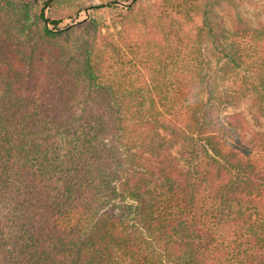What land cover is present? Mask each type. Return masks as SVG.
Masks as SVG:
<instances>
[{"label":"trees","instance_id":"16d2710c","mask_svg":"<svg viewBox=\"0 0 264 264\" xmlns=\"http://www.w3.org/2000/svg\"><path fill=\"white\" fill-rule=\"evenodd\" d=\"M130 1L0 0V264H264V25Z\"/></svg>","mask_w":264,"mask_h":264},{"label":"rangeland","instance_id":"374dc122","mask_svg":"<svg viewBox=\"0 0 264 264\" xmlns=\"http://www.w3.org/2000/svg\"><path fill=\"white\" fill-rule=\"evenodd\" d=\"M66 0H61V2ZM84 4L87 6L89 5H96L99 3L109 4V8L105 7L102 10L103 16L106 20V24L109 25V31L113 32V24L118 23L119 16L126 13V10L129 6H132L133 2L130 0H82ZM158 0H139L137 4L133 5V7H139L144 11L151 8L153 3L157 2ZM242 12V14L249 20L250 24L253 26L264 25V0H234ZM59 8L65 10L67 8L62 6H58ZM91 11V10H89ZM152 15L154 14L151 12ZM88 13L83 12L81 14L80 19H87ZM196 23H200V17L196 15L195 17ZM69 24V20H65L62 25ZM185 31H189V26H182ZM103 31H106L105 29Z\"/></svg>","mask_w":264,"mask_h":264}]
</instances>
